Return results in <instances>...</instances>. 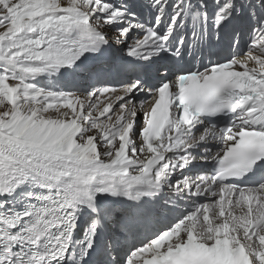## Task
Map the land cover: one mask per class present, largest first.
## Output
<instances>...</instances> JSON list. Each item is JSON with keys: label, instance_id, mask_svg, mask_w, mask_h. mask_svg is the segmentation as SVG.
Wrapping results in <instances>:
<instances>
[{"label": "snow or ice", "instance_id": "1", "mask_svg": "<svg viewBox=\"0 0 264 264\" xmlns=\"http://www.w3.org/2000/svg\"><path fill=\"white\" fill-rule=\"evenodd\" d=\"M0 264H264V0H0Z\"/></svg>", "mask_w": 264, "mask_h": 264}]
</instances>
